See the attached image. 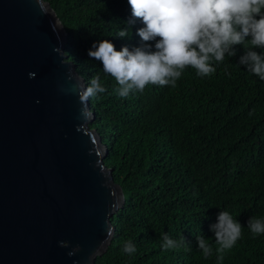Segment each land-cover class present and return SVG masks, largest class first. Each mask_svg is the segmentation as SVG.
<instances>
[{
  "label": "trees",
  "instance_id": "trees-1",
  "mask_svg": "<svg viewBox=\"0 0 264 264\" xmlns=\"http://www.w3.org/2000/svg\"><path fill=\"white\" fill-rule=\"evenodd\" d=\"M43 1L67 33L65 53L77 73L89 84L99 76L107 89L117 83L88 52L131 19L128 0ZM136 32L131 25L120 43L140 46ZM236 51L214 63L207 77L189 67L175 87L94 97L97 118L89 128L108 148L105 165L126 199L112 219V244L96 264H264V234L247 227L250 218H264V80L239 64L243 46ZM220 211L243 225L223 261L211 230ZM165 233L184 244L165 251ZM198 236L209 240L211 256H203ZM128 241L136 248L132 254L123 251Z\"/></svg>",
  "mask_w": 264,
  "mask_h": 264
},
{
  "label": "water",
  "instance_id": "water-1",
  "mask_svg": "<svg viewBox=\"0 0 264 264\" xmlns=\"http://www.w3.org/2000/svg\"><path fill=\"white\" fill-rule=\"evenodd\" d=\"M67 40L49 3L0 0V264H96L126 204Z\"/></svg>",
  "mask_w": 264,
  "mask_h": 264
},
{
  "label": "clouds",
  "instance_id": "clouds-1",
  "mask_svg": "<svg viewBox=\"0 0 264 264\" xmlns=\"http://www.w3.org/2000/svg\"><path fill=\"white\" fill-rule=\"evenodd\" d=\"M128 4L131 11L126 13L131 19L123 29L101 38L88 52L117 82L107 89L99 76L91 79L90 86L81 93L83 102L89 98L90 111L94 97L101 93L127 97L143 92L149 85L175 87L189 67L200 77L210 76L216 71L214 63L237 55V46L245 50L239 64L264 80V54L254 50L264 49V0H128ZM131 25H135L141 45L130 50L120 40L129 37ZM247 227L253 235L264 234V218H250ZM211 230L219 246L217 259L223 261V253L241 239L243 225L228 211H220ZM162 239L165 251L184 244L183 239L173 240L166 233ZM197 242L205 258L212 255L208 239L198 236ZM61 246L66 243L61 242ZM78 251L79 247L68 255ZM123 251L132 254L136 248L128 241Z\"/></svg>",
  "mask_w": 264,
  "mask_h": 264
}]
</instances>
